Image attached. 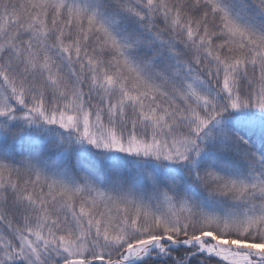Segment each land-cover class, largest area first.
Listing matches in <instances>:
<instances>
[{
	"label": "snow or ice",
	"instance_id": "snow-or-ice-1",
	"mask_svg": "<svg viewBox=\"0 0 264 264\" xmlns=\"http://www.w3.org/2000/svg\"><path fill=\"white\" fill-rule=\"evenodd\" d=\"M0 264H264V0H0Z\"/></svg>",
	"mask_w": 264,
	"mask_h": 264
}]
</instances>
